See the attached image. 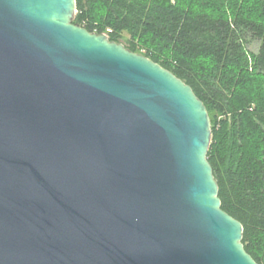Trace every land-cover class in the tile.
<instances>
[{"label":"water","instance_id":"1","mask_svg":"<svg viewBox=\"0 0 264 264\" xmlns=\"http://www.w3.org/2000/svg\"><path fill=\"white\" fill-rule=\"evenodd\" d=\"M74 13L0 0V264H257L203 102Z\"/></svg>","mask_w":264,"mask_h":264},{"label":"trees","instance_id":"2","mask_svg":"<svg viewBox=\"0 0 264 264\" xmlns=\"http://www.w3.org/2000/svg\"><path fill=\"white\" fill-rule=\"evenodd\" d=\"M72 22L110 30V41L170 71L203 102L220 207L264 264V0H75Z\"/></svg>","mask_w":264,"mask_h":264},{"label":"rangeland","instance_id":"3","mask_svg":"<svg viewBox=\"0 0 264 264\" xmlns=\"http://www.w3.org/2000/svg\"><path fill=\"white\" fill-rule=\"evenodd\" d=\"M123 37L125 38L126 35L123 34ZM123 42V41H122ZM257 48H258V44L257 43H252L249 45L248 49L251 51V52H256L257 51Z\"/></svg>","mask_w":264,"mask_h":264},{"label":"built area","instance_id":"4","mask_svg":"<svg viewBox=\"0 0 264 264\" xmlns=\"http://www.w3.org/2000/svg\"><path fill=\"white\" fill-rule=\"evenodd\" d=\"M110 32V30H107L104 34L107 36V33H109Z\"/></svg>","mask_w":264,"mask_h":264}]
</instances>
